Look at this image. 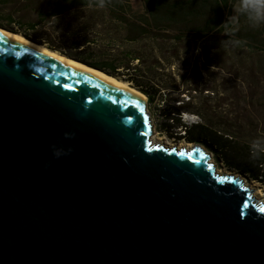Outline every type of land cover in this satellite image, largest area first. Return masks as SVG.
Masks as SVG:
<instances>
[{
	"label": "water",
	"instance_id": "95a60500",
	"mask_svg": "<svg viewBox=\"0 0 264 264\" xmlns=\"http://www.w3.org/2000/svg\"><path fill=\"white\" fill-rule=\"evenodd\" d=\"M153 135L129 92L0 35V264H264V200Z\"/></svg>",
	"mask_w": 264,
	"mask_h": 264
},
{
	"label": "trees",
	"instance_id": "16d2710c",
	"mask_svg": "<svg viewBox=\"0 0 264 264\" xmlns=\"http://www.w3.org/2000/svg\"><path fill=\"white\" fill-rule=\"evenodd\" d=\"M244 1L143 0L144 12L136 13L131 0H51L37 12V21L28 25L29 30L50 24V19L59 18L65 11L78 10L96 16L79 24L78 30L73 27L70 35L68 31L60 33L66 44L62 46L54 45L51 39H38L26 31L14 30L8 26L12 21H6V25L0 19V27L129 83L150 104L160 100L161 129L171 137L205 146L225 167L264 186V145L256 143L255 131L259 120L264 125V114L258 120L250 117L243 124L248 114L244 107H239L243 99L237 92V109L231 125L234 132L222 130L220 123L209 117L208 106L194 111L202 120L200 123L184 125L180 121L184 111L164 105V82L159 78L160 65H174L180 51L212 48L230 50V67L241 82L264 85V1L240 10L233 25L229 14L236 3ZM55 28L58 29H50ZM260 98V110L264 111V91ZM248 105L254 106L253 102ZM246 123L252 127L248 134L244 131Z\"/></svg>",
	"mask_w": 264,
	"mask_h": 264
},
{
	"label": "rangeland",
	"instance_id": "374dc122",
	"mask_svg": "<svg viewBox=\"0 0 264 264\" xmlns=\"http://www.w3.org/2000/svg\"><path fill=\"white\" fill-rule=\"evenodd\" d=\"M49 2L51 0H0V19L6 25H8L6 21H12L8 26L14 30L26 31L31 37L38 39H51L54 45L62 46L66 44L60 39V33L68 31L70 35L73 27L78 30L80 29L79 24L82 25L91 18H96L90 12L65 11L61 16H58L59 18L50 19L49 21H52L50 24L36 27L35 30H29L28 25L37 21V12L47 7ZM255 3L254 1L236 3L229 14V21L235 25L238 12L242 9H249ZM131 6L136 13L144 12L143 0H131ZM54 26L58 29L55 28V31H52L50 28ZM255 33L256 31L253 34ZM195 49L180 51L178 60L173 61L174 65L171 64L172 62L160 65L162 69L159 70L161 72L159 78L164 82L161 85L165 88L163 99L166 100V103L164 105L180 107L184 111L180 119L184 125L200 123L202 120L194 111H203L204 107L208 106L209 117L217 123L219 122L222 130L234 132V126L231 125L235 116L234 109H237L235 97L238 92V95L244 100L238 105L244 107L247 111L246 114H248L243 124L248 122L250 117L255 116L257 120L260 119V115L264 114V111L260 110V103L263 102L260 95L264 91V85L262 83H243L240 81V77L236 76L230 67L233 61L229 58L232 55L230 50L222 51L206 48L196 51ZM250 102H253V107L250 106L252 104L248 105ZM146 108L151 114L153 137L156 141L174 146L185 143L195 146V144L189 143L185 139L171 137L167 131L161 129L163 118L161 116L160 100L152 104L146 101ZM247 125H244L246 134L252 129L250 125ZM255 131L258 135L256 143L264 145V125H260V120ZM197 146L202 147L210 154V162L212 161V164H215L216 171L236 175L246 185L251 184V180L247 176L225 167L205 146ZM263 187L260 184L258 189H252L257 201L259 199L264 200Z\"/></svg>",
	"mask_w": 264,
	"mask_h": 264
},
{
	"label": "bare ground",
	"instance_id": "6f19581e",
	"mask_svg": "<svg viewBox=\"0 0 264 264\" xmlns=\"http://www.w3.org/2000/svg\"><path fill=\"white\" fill-rule=\"evenodd\" d=\"M0 35L8 40V41H11V42H14V43H17V44H21L23 46H27L33 50H35L36 52H38L39 54L45 56V57H48V58H51L53 60H58V61H61L63 62L65 65L67 66H71L73 68H75L76 70H81V71H84V72H88L92 75H94L95 77L101 79L102 81L110 84L111 86H114L116 88H119L121 90H125L127 92H129L130 94H132L133 96H135L137 99H139L142 103H144L146 105V101H147V98L142 94L140 93L139 91H137L136 89L132 88L130 86L129 83L121 80V79H117L115 77H112V76H108L104 73H102L101 71H98L96 69H92L90 67H88L86 64L84 63H81L77 60H74V59H71L57 51H54L48 47H46L45 45H42V44H38V43H35L27 38H25L23 35L19 34V33H14V32H10V31H7L3 28H0ZM153 142L155 143H161V144H164L165 146L167 147H176V148H179V149H189V148H192L194 146L188 144V143H185V144H179V145H170V144H167V143H163V142H158L156 141V139L153 137L152 138ZM212 163V161H211ZM218 174L222 173L220 172L219 170L216 171ZM227 174V173H226ZM228 175V174H227ZM230 175H233V174H230ZM251 187V189H258L260 187V184L256 181H253L251 180V184L249 185ZM264 188V187H263ZM258 194L260 193L259 191L257 192ZM263 201V200H262ZM260 199L258 202H262Z\"/></svg>",
	"mask_w": 264,
	"mask_h": 264
},
{
	"label": "crops",
	"instance_id": "0c3cea01",
	"mask_svg": "<svg viewBox=\"0 0 264 264\" xmlns=\"http://www.w3.org/2000/svg\"><path fill=\"white\" fill-rule=\"evenodd\" d=\"M251 1H254V2L258 3V2H262L264 0H245L244 2H251Z\"/></svg>",
	"mask_w": 264,
	"mask_h": 264
}]
</instances>
